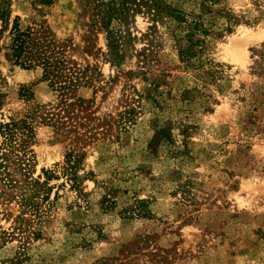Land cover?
Returning <instances> with one entry per match:
<instances>
[{
    "label": "rangeland",
    "instance_id": "obj_1",
    "mask_svg": "<svg viewBox=\"0 0 264 264\" xmlns=\"http://www.w3.org/2000/svg\"><path fill=\"white\" fill-rule=\"evenodd\" d=\"M163 1L197 56L138 14L119 68L85 0H0V264H264V0ZM62 57L83 107L43 78Z\"/></svg>",
    "mask_w": 264,
    "mask_h": 264
},
{
    "label": "trees",
    "instance_id": "obj_2",
    "mask_svg": "<svg viewBox=\"0 0 264 264\" xmlns=\"http://www.w3.org/2000/svg\"><path fill=\"white\" fill-rule=\"evenodd\" d=\"M210 1L216 2L218 0ZM85 8L86 11L91 12L94 22L98 23L105 30L108 40L109 56L113 65L119 68L126 59L128 46L134 37L131 31V24L136 21L138 14L147 16L152 22H157L162 14L166 13L171 21L179 24V27L183 25L182 27L185 32L182 34L181 40L184 39L185 43L181 46L180 53L187 61L197 56L198 51L196 47L201 41L200 35L206 33L204 26L201 27L202 24L195 20H188L177 9L167 5L163 0H85ZM26 36V32L20 31L19 29L16 30L15 38L11 46L13 51L12 56L16 62H18L23 52ZM146 55L145 53V62L147 60ZM145 62L143 61V63ZM41 64L44 68L43 78L49 82L53 90L58 92L62 106H71L73 104L81 107L85 106V98L76 93L80 87L79 84L85 85L87 83V80H84L83 77L84 71L72 69L67 65V60L63 57L59 59L45 58L41 61ZM144 67L143 65L140 67L144 70L142 72L143 74L146 73ZM151 84L153 85V89H156L160 83L158 80H153ZM72 98L76 100V103L70 101ZM14 126H16V123L5 124L3 127V133L7 137H10L11 140L17 134L16 131H13ZM71 155L69 154V161H71ZM74 167L75 161L70 166L71 171L69 174L73 179H75ZM32 184L31 187L22 188L20 202L24 208L37 209V202L35 200L39 194L37 186L41 185L38 181H34ZM7 234L8 236H13L14 231L8 232ZM21 239H25L22 234ZM21 244L24 250L25 243L22 242ZM10 262L13 261L10 260Z\"/></svg>",
    "mask_w": 264,
    "mask_h": 264
}]
</instances>
